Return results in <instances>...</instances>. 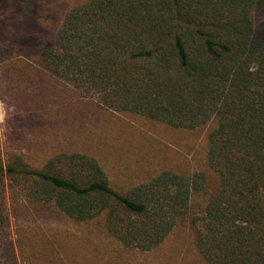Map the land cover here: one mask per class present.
I'll return each instance as SVG.
<instances>
[{
	"label": "trees",
	"instance_id": "obj_1",
	"mask_svg": "<svg viewBox=\"0 0 264 264\" xmlns=\"http://www.w3.org/2000/svg\"><path fill=\"white\" fill-rule=\"evenodd\" d=\"M39 59L26 83L37 109L73 91L174 129L213 126L207 170L164 169L125 193L79 151L40 169L17 163L8 174L26 203L101 221L121 246L147 252L201 197L191 218L204 264H264V0H88L67 11ZM6 180L0 156V224Z\"/></svg>",
	"mask_w": 264,
	"mask_h": 264
},
{
	"label": "rangeland",
	"instance_id": "obj_2",
	"mask_svg": "<svg viewBox=\"0 0 264 264\" xmlns=\"http://www.w3.org/2000/svg\"><path fill=\"white\" fill-rule=\"evenodd\" d=\"M86 1L0 0V156L9 204V219L0 224V255L6 264H204L195 241L199 226L191 218L201 214V197L160 246L140 252L121 246L101 221L80 223L26 203L25 193L10 180L17 163L40 169L69 151L96 157L122 193L164 169L207 170L212 122L174 129L110 111L70 90L72 101L53 102V96L43 110L28 100L35 92L26 83L41 70L40 52L51 46L67 11Z\"/></svg>",
	"mask_w": 264,
	"mask_h": 264
}]
</instances>
